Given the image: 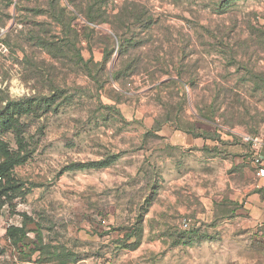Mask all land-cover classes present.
I'll use <instances>...</instances> for the list:
<instances>
[{
    "label": "rangeland",
    "instance_id": "rangeland-1",
    "mask_svg": "<svg viewBox=\"0 0 264 264\" xmlns=\"http://www.w3.org/2000/svg\"><path fill=\"white\" fill-rule=\"evenodd\" d=\"M167 120L264 139V0H0V264H264L242 167Z\"/></svg>",
    "mask_w": 264,
    "mask_h": 264
},
{
    "label": "crops",
    "instance_id": "crops-1",
    "mask_svg": "<svg viewBox=\"0 0 264 264\" xmlns=\"http://www.w3.org/2000/svg\"><path fill=\"white\" fill-rule=\"evenodd\" d=\"M219 132L221 134V140L215 143L211 141V139L204 138L203 136H194L190 133L181 132L171 125H164L157 131V134L171 145H180L189 149L194 147L203 149L206 148L210 142H213L212 146L218 147L224 153H231L232 157L227 161V168L233 165H240L242 167V178L240 180L233 178L226 179L220 188L225 191L219 192L216 197L220 198L216 201L219 202L225 198L226 203H232L231 216H235L237 219L246 216L245 218L250 223H259L263 225L264 178H260L256 175V168L253 163L252 144L244 140L241 136L231 135L230 132L227 133L220 130ZM235 137L241 138L247 145L237 146L238 144L233 142ZM230 142H232L231 146H228L227 144ZM246 153H250V157H246ZM228 207H230V205Z\"/></svg>",
    "mask_w": 264,
    "mask_h": 264
},
{
    "label": "trees",
    "instance_id": "trees-1",
    "mask_svg": "<svg viewBox=\"0 0 264 264\" xmlns=\"http://www.w3.org/2000/svg\"><path fill=\"white\" fill-rule=\"evenodd\" d=\"M87 18L89 19V21H92V22H100L101 20V18H102V14H100V16H99V14H96V12L94 11H91V12H89V14L87 15ZM60 22L61 23H64V21L62 20V18H61V20H60ZM102 22V21H101ZM108 55H109V53H107V54H105V59H104V61L105 62H107L108 60ZM107 58V59H106ZM78 59H79V63H82V65H84V66H86V69L88 70V72L91 70V68H90V66L89 65H91V64H94V65H96V62H95V58L93 57V55H92V57L91 58H89L88 60L87 59H85L84 58V56H82V55H78ZM81 69V68H80ZM90 73V72H89ZM116 77H117V75H116ZM14 107L19 111V114H22L23 113V111L26 109V110H28L29 108L28 107H26L25 108V103L24 102H14ZM12 105V106H13ZM12 118L13 117H10V118H8V119H6V120H4V125H8V124H10V122H9V120L10 121H13L12 120ZM164 125H171V123L169 122V120H167V121H165V122H163L155 131L156 132H154L156 135H158L157 134V131H159V129H161ZM171 126H173V125H171ZM174 127V126H173ZM175 128V127H174ZM175 129H177V128H175ZM177 130H179V129H177ZM187 133H190V134H193L192 132H187ZM204 134V135H203ZM194 136H203L204 138H209V136L208 135H210V134H206V133H201V134H193ZM159 136V135H158ZM159 137H161V136H159ZM22 144H21V149H22ZM14 163H11L10 165L12 166ZM10 166V167H11ZM2 167H4V166H1L0 167V169H2V172H5L6 170H7V168H5V170H4V168H2ZM18 229H22L23 230V227H21V228H19V227H16V226H11L9 229H8V233L10 234H12V232H14L15 230H18Z\"/></svg>",
    "mask_w": 264,
    "mask_h": 264
},
{
    "label": "built area",
    "instance_id": "built-area-1",
    "mask_svg": "<svg viewBox=\"0 0 264 264\" xmlns=\"http://www.w3.org/2000/svg\"><path fill=\"white\" fill-rule=\"evenodd\" d=\"M222 131L230 132L231 135L241 136L244 140L252 144L253 163L256 168V175L260 178H264V140L259 136H252L235 128L227 129L226 127H222Z\"/></svg>",
    "mask_w": 264,
    "mask_h": 264
}]
</instances>
